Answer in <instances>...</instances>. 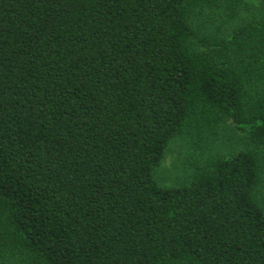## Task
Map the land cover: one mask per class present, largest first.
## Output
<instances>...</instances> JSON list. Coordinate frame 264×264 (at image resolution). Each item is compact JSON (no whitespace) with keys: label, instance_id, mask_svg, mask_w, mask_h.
I'll return each instance as SVG.
<instances>
[{"label":"trees","instance_id":"obj_1","mask_svg":"<svg viewBox=\"0 0 264 264\" xmlns=\"http://www.w3.org/2000/svg\"><path fill=\"white\" fill-rule=\"evenodd\" d=\"M0 264H264V0H0Z\"/></svg>","mask_w":264,"mask_h":264},{"label":"rangeland","instance_id":"obj_2","mask_svg":"<svg viewBox=\"0 0 264 264\" xmlns=\"http://www.w3.org/2000/svg\"><path fill=\"white\" fill-rule=\"evenodd\" d=\"M175 151L174 152H171L165 162H164V166H163V169L166 171V172H169V171H172L173 169V163H174V160H175Z\"/></svg>","mask_w":264,"mask_h":264}]
</instances>
